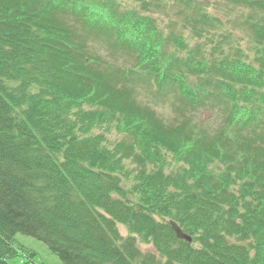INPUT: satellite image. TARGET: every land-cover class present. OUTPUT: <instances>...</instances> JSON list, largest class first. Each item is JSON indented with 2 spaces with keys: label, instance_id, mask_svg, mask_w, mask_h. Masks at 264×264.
<instances>
[{
  "label": "trees",
  "instance_id": "trees-1",
  "mask_svg": "<svg viewBox=\"0 0 264 264\" xmlns=\"http://www.w3.org/2000/svg\"><path fill=\"white\" fill-rule=\"evenodd\" d=\"M18 235L64 264H264V0H0V264H39Z\"/></svg>",
  "mask_w": 264,
  "mask_h": 264
},
{
  "label": "rangeland",
  "instance_id": "rangeland-1",
  "mask_svg": "<svg viewBox=\"0 0 264 264\" xmlns=\"http://www.w3.org/2000/svg\"><path fill=\"white\" fill-rule=\"evenodd\" d=\"M120 1L124 5L131 2V0H120ZM161 19L162 17H159V20ZM233 26H234V23L227 24V28L232 29ZM236 34L241 38V34L239 33V31ZM245 44H247L246 41L241 42V46H243L244 49H247V46H245ZM144 99L146 100V97H144ZM150 104L151 106H153V108L155 109V111H157L159 115L166 117V118L170 117L171 113L169 111L170 108L168 104H165L163 102H158L156 104L150 102ZM208 116L209 115L206 112H201L198 115V120H201L203 123H206ZM107 137L112 142L117 141L121 138L115 132L111 133L110 135H107ZM119 229H120L122 236L126 237L128 235V231L124 227L119 226ZM16 240L22 245H24L26 248H29L38 254L37 260L39 264H64L56 255H54L48 249V247L44 243L38 241L37 239L28 237V236L18 235ZM139 246L143 252H148V251L154 252V249L152 246H148L143 243H139ZM21 260H22V256L14 260H8V264H14V263L20 264Z\"/></svg>",
  "mask_w": 264,
  "mask_h": 264
},
{
  "label": "water",
  "instance_id": "water-1",
  "mask_svg": "<svg viewBox=\"0 0 264 264\" xmlns=\"http://www.w3.org/2000/svg\"><path fill=\"white\" fill-rule=\"evenodd\" d=\"M170 225L179 240L186 241L188 243L193 242V238L190 235L186 234L178 223H176L175 221H170Z\"/></svg>",
  "mask_w": 264,
  "mask_h": 264
}]
</instances>
